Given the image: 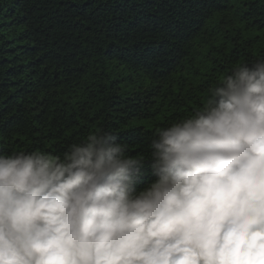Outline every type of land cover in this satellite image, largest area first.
Instances as JSON below:
<instances>
[{"label":"clouds","instance_id":"1","mask_svg":"<svg viewBox=\"0 0 264 264\" xmlns=\"http://www.w3.org/2000/svg\"><path fill=\"white\" fill-rule=\"evenodd\" d=\"M208 93L147 155L104 130L0 152V264H264V59Z\"/></svg>","mask_w":264,"mask_h":264},{"label":"trees","instance_id":"2","mask_svg":"<svg viewBox=\"0 0 264 264\" xmlns=\"http://www.w3.org/2000/svg\"><path fill=\"white\" fill-rule=\"evenodd\" d=\"M264 59V0H0V152L89 132L129 154L234 65Z\"/></svg>","mask_w":264,"mask_h":264}]
</instances>
